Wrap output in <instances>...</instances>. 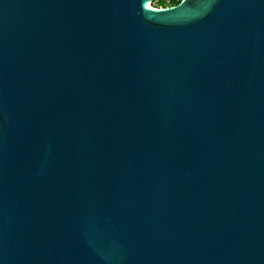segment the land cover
Masks as SVG:
<instances>
[{"label":"water","instance_id":"95a60500","mask_svg":"<svg viewBox=\"0 0 264 264\" xmlns=\"http://www.w3.org/2000/svg\"><path fill=\"white\" fill-rule=\"evenodd\" d=\"M0 0V264H264V0Z\"/></svg>","mask_w":264,"mask_h":264},{"label":"trees","instance_id":"16d2710c","mask_svg":"<svg viewBox=\"0 0 264 264\" xmlns=\"http://www.w3.org/2000/svg\"><path fill=\"white\" fill-rule=\"evenodd\" d=\"M182 0H171L168 2L167 0H157V4H155L154 8H167V7H174L179 4Z\"/></svg>","mask_w":264,"mask_h":264},{"label":"rangeland","instance_id":"374dc122","mask_svg":"<svg viewBox=\"0 0 264 264\" xmlns=\"http://www.w3.org/2000/svg\"><path fill=\"white\" fill-rule=\"evenodd\" d=\"M157 3H158L157 0H155V1L151 4V6L154 7L155 4H157Z\"/></svg>","mask_w":264,"mask_h":264},{"label":"built area","instance_id":"2783aa9c","mask_svg":"<svg viewBox=\"0 0 264 264\" xmlns=\"http://www.w3.org/2000/svg\"><path fill=\"white\" fill-rule=\"evenodd\" d=\"M168 2H170L171 0H167ZM155 7V6H154ZM154 7H152V8H154ZM167 8H169V7H167ZM157 9H161V8H157Z\"/></svg>","mask_w":264,"mask_h":264},{"label":"bare ground","instance_id":"6f19581e","mask_svg":"<svg viewBox=\"0 0 264 264\" xmlns=\"http://www.w3.org/2000/svg\"><path fill=\"white\" fill-rule=\"evenodd\" d=\"M149 8H152V6L150 5Z\"/></svg>","mask_w":264,"mask_h":264}]
</instances>
